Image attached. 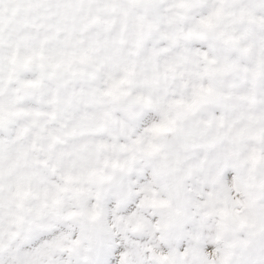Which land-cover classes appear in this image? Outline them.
Instances as JSON below:
<instances>
[{
	"label": "snow or ice",
	"instance_id": "6c2138e0",
	"mask_svg": "<svg viewBox=\"0 0 264 264\" xmlns=\"http://www.w3.org/2000/svg\"><path fill=\"white\" fill-rule=\"evenodd\" d=\"M0 264H264V0H0Z\"/></svg>",
	"mask_w": 264,
	"mask_h": 264
}]
</instances>
